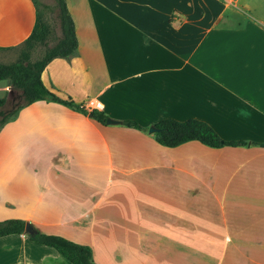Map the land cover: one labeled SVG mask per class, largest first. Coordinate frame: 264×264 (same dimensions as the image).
<instances>
[{"label": "crops", "instance_id": "crops-1", "mask_svg": "<svg viewBox=\"0 0 264 264\" xmlns=\"http://www.w3.org/2000/svg\"><path fill=\"white\" fill-rule=\"evenodd\" d=\"M121 2L66 0L77 48L41 73L118 123L45 100L19 109L0 127V220L88 245L98 264H264V147L251 144L264 141V23H223L222 0ZM39 27L32 0H0V63ZM165 118L249 144L165 147L119 123ZM0 264L71 263L24 232L0 237Z\"/></svg>", "mask_w": 264, "mask_h": 264}, {"label": "trees", "instance_id": "trees-1", "mask_svg": "<svg viewBox=\"0 0 264 264\" xmlns=\"http://www.w3.org/2000/svg\"><path fill=\"white\" fill-rule=\"evenodd\" d=\"M32 2L37 10L40 27L33 30L23 41L19 48L18 57L13 62L0 63V81H7L8 85L20 90L22 99L13 110L7 113L0 111V127L12 119L19 109L38 100L62 104L76 112L89 116L101 124H105L107 116L102 111L95 108L87 109L72 99H62L43 84L41 73L45 66L55 57H68L73 54L77 48V38L74 22L67 8L66 0H55L61 35L52 45H48L51 30L42 20L38 1L32 0ZM38 44L45 46V50L40 58L33 61L31 60V54ZM4 103L5 98H0V106ZM119 123L122 126L141 131L148 130L147 127H142L131 119L121 120ZM152 127L155 128L152 133L155 141L165 147H176L193 140L212 148L246 146L249 144L247 141L225 140L208 123L194 118L183 121L165 118L154 123ZM251 144L264 147V141ZM25 224L24 220L17 218L0 220V237L24 233ZM32 228L34 232L27 234L30 240L54 248L71 264H98L94 261L90 246L75 243L59 235L43 233L34 226Z\"/></svg>", "mask_w": 264, "mask_h": 264}, {"label": "rangeland", "instance_id": "rangeland-1", "mask_svg": "<svg viewBox=\"0 0 264 264\" xmlns=\"http://www.w3.org/2000/svg\"><path fill=\"white\" fill-rule=\"evenodd\" d=\"M39 4V10L42 14V20L49 26L51 32L48 38V45H52L61 35L59 21L57 18V7L55 0H37ZM123 4L124 0H121ZM199 1V0H198ZM202 1V0H201ZM223 3L229 5L230 7L224 15L223 23H229L230 25H236L238 23L244 22L247 18L246 14H251L257 17L264 23V0H222ZM204 4V3H203ZM248 5L251 8L245 6ZM236 11V12H235ZM45 50V46L38 44L31 54V60H36L40 58ZM19 49L16 51L15 58L18 57ZM10 59V58H9ZM7 58L2 59L0 57V62L7 61ZM4 82L1 83V85ZM5 97V104L0 106V111L7 113L13 110L17 104H19L21 99L20 91L8 92L4 96L0 91V98ZM1 118V115H0Z\"/></svg>", "mask_w": 264, "mask_h": 264}, {"label": "water", "instance_id": "water-1", "mask_svg": "<svg viewBox=\"0 0 264 264\" xmlns=\"http://www.w3.org/2000/svg\"><path fill=\"white\" fill-rule=\"evenodd\" d=\"M105 122H106V124H116V123H118V121H116V120H114L112 118H109V117L106 118ZM154 131H155L154 127L150 126L148 128V132L149 133H153ZM33 232H34V229L32 228V226L29 223H26L25 224V233L31 234Z\"/></svg>", "mask_w": 264, "mask_h": 264}]
</instances>
